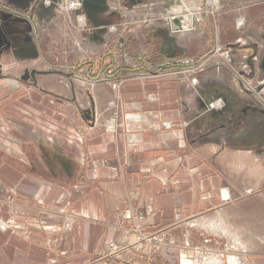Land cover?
Masks as SVG:
<instances>
[{
    "label": "crops",
    "instance_id": "crops-1",
    "mask_svg": "<svg viewBox=\"0 0 264 264\" xmlns=\"http://www.w3.org/2000/svg\"><path fill=\"white\" fill-rule=\"evenodd\" d=\"M187 7L175 8L182 17L197 13ZM234 18L231 25L225 22L223 32L228 26L236 30L239 18ZM30 32L9 33L14 49L3 47L0 77L36 88L41 83L29 73L48 74V68L43 72L23 67L20 73H10L19 61L44 60ZM251 43L261 52V41ZM65 49L70 50L67 44ZM254 62L259 70L260 58ZM223 81L215 77L203 86L198 81L187 85L131 79L120 82L117 93L110 89L116 99L107 93L110 86L100 83L94 95L86 94L91 102L87 105L81 85L70 87L66 81V93L57 86L43 91L52 96L45 104L39 94L23 89L1 99L0 218L10 221V227L0 230V264H92L107 251L110 264H129L120 260L128 253L121 249L135 242L137 236L126 229L135 220L142 221L143 232L156 236L160 245L154 258L137 264H180L183 251L218 244V238L208 234L214 224L195 218L221 197V176L214 170L220 159L232 157L233 166L237 159H248L246 152H237L243 148L233 145L230 129L240 118L247 119L249 113L242 114L247 102L219 88ZM7 83L0 79V87ZM219 97L222 101L216 103H222L223 110L216 104L211 109ZM67 101L73 103V121L57 114ZM114 109L119 116L107 131L103 122ZM69 211L82 220L61 230Z\"/></svg>",
    "mask_w": 264,
    "mask_h": 264
},
{
    "label": "rangeland",
    "instance_id": "rangeland-1",
    "mask_svg": "<svg viewBox=\"0 0 264 264\" xmlns=\"http://www.w3.org/2000/svg\"><path fill=\"white\" fill-rule=\"evenodd\" d=\"M192 3L198 7L197 13L188 15L187 21V15L178 16L182 20L179 24L183 23L181 27L170 11L175 7H191ZM234 17L239 18L236 30L228 26V31L223 32L225 22L231 25ZM256 28L261 29L260 33ZM28 31L31 38L37 39L44 60L19 61L17 69L10 73H20L23 67L43 72L48 68L49 72H33L41 83L36 88L32 85L27 88L21 80L0 77L9 82L0 87V101L23 89L27 94L30 91L39 94L45 104L52 101V96L43 92L48 86H57L66 93L69 85L80 84L85 95L83 104L87 105L91 102L86 94L94 95V86L100 83L110 86L107 93L116 99L110 89L117 93L119 83L131 79L187 85L198 81L204 86L215 81V77L224 80L219 88L234 93L238 102L246 101L241 112L249 113L247 119L240 118L230 129L234 134L231 142L243 148L237 152H246L248 159H237L238 166L229 165L234 161L232 157L220 159L214 170L221 176V197L215 206L195 218L214 224L208 234L220 242L203 248L194 246L189 251L199 253V262L217 258L220 264H229V257H239L245 264H264V0H0V36L4 37V42H0V63L6 55L3 47L14 49L15 42L9 33ZM252 39L261 41V52L254 48ZM83 55L88 57L85 59ZM82 57L84 63L77 62ZM259 58L261 66L257 70L254 60ZM46 62L53 66H47ZM46 77L58 79L54 83L46 81ZM103 93L106 92H100L101 98ZM221 99L212 102L211 109L216 104L217 110H223L222 103H216ZM72 104L68 101L61 104L64 107L58 108L59 118L65 117L67 121L77 118ZM115 111L105 116L103 127L107 131L113 130L112 123L119 116ZM235 111L238 115V109ZM220 141L223 146L225 141ZM67 214L61 226L65 231L72 228L75 220H82L71 211ZM9 222L0 218V230L7 232ZM126 229L137 237L134 243L122 246L121 250L128 253L120 260L137 264L154 258L160 245L156 236L143 232V222L130 221ZM128 247L137 251L129 252ZM189 251L181 254L188 257ZM182 255L180 264H184ZM110 257L107 251L95 257L92 264H110Z\"/></svg>",
    "mask_w": 264,
    "mask_h": 264
},
{
    "label": "bare ground",
    "instance_id": "bare-ground-1",
    "mask_svg": "<svg viewBox=\"0 0 264 264\" xmlns=\"http://www.w3.org/2000/svg\"><path fill=\"white\" fill-rule=\"evenodd\" d=\"M75 3V2H74ZM194 3H192V6L190 7L189 5H188V9H190V10H194V9H196V8H198L196 5H193ZM72 6H74V5H72ZM187 6V5H186ZM76 7V6H75ZM74 7V8H75ZM190 7V8H189ZM180 8V7H179ZM173 12L175 13V17L176 18H174V20H176V23L177 24H179V23H181L182 22V20H179L180 18L178 17V16H182V15H180L181 14V9H176V8H174L173 9ZM176 14H179V15H176ZM185 18V17H184ZM190 17H188L187 16V18L185 19V21H187V19H189ZM173 20V19H172ZM81 21H82V24H84V20H82V18H81ZM178 21V22H177ZM180 25V24H179ZM183 25V23L180 25V26H182ZM224 194H225V197H227V194H228V192H224ZM70 228V227H69ZM231 248V247H230ZM188 257H185V260L189 263H192V264H203V262H204V264H220V262H218V260H217V258H214V259H209L208 261H203V262H199L197 259H196V255H195V252L193 253L192 251H189L188 252ZM197 254V253H196ZM207 257V256H206ZM205 257V258H206ZM203 259V258H202ZM192 260V261H191ZM185 261V262H186ZM199 262V263H198ZM228 262H229V264H245V263H243L241 260H240V258L238 257H229V260H228ZM189 263V264H190ZM185 264H187V263H185Z\"/></svg>",
    "mask_w": 264,
    "mask_h": 264
},
{
    "label": "water",
    "instance_id": "water-1",
    "mask_svg": "<svg viewBox=\"0 0 264 264\" xmlns=\"http://www.w3.org/2000/svg\"><path fill=\"white\" fill-rule=\"evenodd\" d=\"M84 2H86V1H88V0H83ZM3 41V38L1 39V42ZM33 74V76H34V73H32Z\"/></svg>",
    "mask_w": 264,
    "mask_h": 264
},
{
    "label": "built area",
    "instance_id": "built-area-1",
    "mask_svg": "<svg viewBox=\"0 0 264 264\" xmlns=\"http://www.w3.org/2000/svg\"><path fill=\"white\" fill-rule=\"evenodd\" d=\"M192 261V260H191Z\"/></svg>",
    "mask_w": 264,
    "mask_h": 264
}]
</instances>
